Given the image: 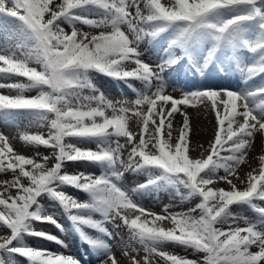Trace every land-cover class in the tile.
I'll return each instance as SVG.
<instances>
[{
  "label": "snow or ice",
  "instance_id": "1",
  "mask_svg": "<svg viewBox=\"0 0 264 264\" xmlns=\"http://www.w3.org/2000/svg\"><path fill=\"white\" fill-rule=\"evenodd\" d=\"M149 45L155 59L146 60ZM226 71L245 85L264 76V0H0V89L15 92L0 93V122L25 114L46 121V136L19 138L52 150L21 154L0 132V174L11 177L0 179V264H15L18 255L29 264H81L62 252L13 243L33 235L66 247L30 227L35 220L62 230L42 210L45 195L60 204L98 264H120L109 223L143 246L142 261L132 256L131 264H153V256L165 264H264V206L256 203L264 201V155L246 178L237 171L256 137L264 138V86L233 91L208 83ZM93 74L126 85L135 99L109 98ZM181 74L204 83L177 98L167 89ZM33 90L36 95H25ZM197 105L211 117L207 147L191 135L187 108ZM77 161L100 174L69 171ZM126 173L148 179L129 188ZM161 180L181 185L187 192L177 195L195 199V206L146 209L137 193ZM220 181L229 188L217 187ZM68 186L88 199L70 196ZM234 204L249 205L259 222L244 218L241 226ZM165 244L202 253V260L163 251Z\"/></svg>",
  "mask_w": 264,
  "mask_h": 264
},
{
  "label": "bare ground",
  "instance_id": "2",
  "mask_svg": "<svg viewBox=\"0 0 264 264\" xmlns=\"http://www.w3.org/2000/svg\"><path fill=\"white\" fill-rule=\"evenodd\" d=\"M162 2H165V0H162ZM252 28L254 29V25L252 26ZM230 76H231L230 79L228 78L225 80L221 79L220 77H216V78L208 81V83L222 84L225 87L230 88L233 91H239V90L245 89V88L251 90L253 88L264 86V76H258L254 80H250L246 85L241 83V77L239 74H230ZM96 80L98 81L97 86L99 88H101V90H104L105 95H107L108 97H111L112 92L115 93V91H118V93H120L119 94L120 96H124L126 94V99H128V100L135 99V94L128 87H126V91H123V90L120 91V88L116 86L115 82L112 83V82H109L108 80L102 79V78H96ZM170 83H171V85L168 86L167 91L169 93L173 94L175 97L179 98L182 95L183 90H185V91L194 90L195 87H198L200 84L204 83V81L198 77H185L182 75L181 79L173 78L170 80ZM255 83H256V85H254ZM140 88H142L141 84H139V86H137V89H140ZM131 94H133L134 97H131L132 96ZM198 107L199 106L197 105V107L188 106V108H187L188 113L191 117L192 127L194 129V132L191 135H192L193 143H195L196 141H199L202 144H204L205 147H207V140L211 135V125L209 124V120L211 119V117L207 116L205 113H203L201 111H198L197 110ZM26 120H27V118L24 115H22L20 117H17L16 121H14V122L11 120L5 121V122H0V130H2V129L5 130L6 133H4V134H6L10 137V139L12 140V143L15 146V149L21 154H23V152H25L24 149L26 147V144L19 137L22 134L27 133V130L29 127H28ZM181 123H182V118L179 115H177L176 119L174 121V127L178 130ZM5 128H7V129H5ZM174 135H175V133H174ZM201 151H202V149H201ZM192 154L198 155V152H193ZM261 155H264V138L257 136L255 139V142H254V148L250 152V154L247 158L248 162L240 166V168L237 170L238 174L242 178H246V174L248 171H251L253 168L258 169L261 166L260 161H259V157ZM70 163L72 164L73 162H70ZM85 163L86 162H83V161L74 162L73 163L74 165L72 168H78L82 171H90V172H95L98 170L100 173L101 169L99 167H95V166L88 165ZM79 164H83L84 167H80ZM131 174L134 175V174H138V173H126L125 176L126 175L129 176ZM220 174L223 175L222 170H221ZM234 182L237 183V186L240 188H243L245 186V184H242L239 181L234 180ZM159 185H160L159 187H151V188L155 189L156 191H159V194L160 193L162 194V192H165L168 190H173V185H167V184L166 185L159 184ZM217 187H224L225 189L229 188V186L223 181H220L217 184ZM64 191L67 192L70 196L77 198L78 200H81L82 198H84V196H87L84 192L79 191V190H77L73 187H70V186L65 187ZM256 202H258V204H260L261 206H264V201H261V202L256 201ZM56 203H58V202L55 200L50 201V202H47L46 200L40 201V205L42 206L43 212L54 216L56 221L60 225H62V230L59 228L61 230V235H59L58 238L60 240H61V238H63L64 241H68L67 244L73 246L76 249V252L79 250V248H80V250H85L84 241L77 239L74 236V233H73L70 225L66 224L63 221L62 217L59 216V214L55 213L56 208H57ZM161 203H162L161 201L157 200L154 203L153 207H151V206L146 207L145 205L144 206L146 207V209H150L154 212L160 213L162 211ZM59 205L60 204L58 203V206ZM54 214H57V215H54ZM34 222H37V223H36V225L34 224V225L30 226L31 228L35 229L38 232H43L46 234L48 233V234H51L52 236L56 237L55 231H52L56 227L54 224L47 222L46 226L43 224V227H41V223H38V221H34ZM49 226H50V228H49ZM164 226L169 227V224L167 222H165ZM66 232L68 234H66ZM33 237L36 239L40 238L38 236H33ZM15 242H16V244L19 243V244L28 245V246L31 244V243L25 242V240H22V239H19V241H15ZM110 243L112 244V240L110 241ZM53 244H50L49 242L44 243L42 241L41 244L39 243V246L36 248L43 247L44 249L54 250L53 248H51ZM59 252H64V254H66V255L76 257L70 251V249L67 250L64 248V251H59ZM77 257H79L78 252H77ZM18 258L22 264H29V261L27 259H25L23 256L18 255ZM93 258H95V256ZM97 263H98V261L94 262V264H97Z\"/></svg>",
  "mask_w": 264,
  "mask_h": 264
},
{
  "label": "rangeland",
  "instance_id": "3",
  "mask_svg": "<svg viewBox=\"0 0 264 264\" xmlns=\"http://www.w3.org/2000/svg\"><path fill=\"white\" fill-rule=\"evenodd\" d=\"M65 27H66V30L70 31V28L67 27V25H65ZM79 27H81L84 31H89L90 30V29H88L87 26L80 25ZM149 47L151 49V45H149ZM18 79H24V78H18ZM3 82H5V83L7 82L8 83V82H12V81H3ZM133 82L135 83V82H139V81H132V84H133ZM96 84H98V82ZM133 86H134V84H133ZM0 93H2V94H15L14 91H10L8 89H0ZM25 95H29V96L36 95V91L33 90L31 92H26ZM131 95H132L131 97H134L133 94H131ZM109 98H111L113 100H120V99H126V96H119L117 93H113L112 92V95ZM24 116L27 118L26 122H27L28 127H29L28 130H27L28 134L40 133V134H44L45 136L47 135L48 126H47V122L46 121L32 120V119H30L27 116V114H25ZM5 129H7V128H5ZM0 132L6 133L5 130H3V129L0 130ZM90 147H94V145H91ZM24 151L25 152H23V154L30 155V156L31 155H35L36 151H39L43 155H51L52 154V150L51 149H46L44 147H41L39 149H35L33 146L27 145V144H26V147H25ZM73 163L72 164L70 163L67 166L68 170L69 171H79L80 169H78V168H72L73 165H74ZM79 165H80V167H84L83 164H79ZM80 171H82V170H80ZM95 174L99 175L100 173L97 170V171H95ZM140 174L144 176L145 180L148 179L147 175H145L144 173H138L137 175L139 176ZM4 178H9L10 179L11 177L10 176L4 177L2 174H0V179H4ZM128 182H129V180H128ZM173 188H174V190L176 192L179 190V192L181 194H185L187 192V190L184 189L182 186L181 187L180 186L179 187L178 186H174ZM222 188H224V187H222ZM154 191H156V190L152 189L150 187V190L144 191V192L145 193H152ZM162 195H157V197L155 198L156 200H154L153 202L161 199L163 197ZM87 199H88V197L84 196V198H82L81 201H84V200H87ZM139 199L144 201V202H148L149 205L153 206L150 198H148L147 196H145L144 198H143V196H142V198L139 197ZM41 200H46L47 202H50V201H53L54 199L49 198L47 195H45ZM196 202L197 201L195 199H192V200L191 199L181 200V196L177 195V200L174 202L173 205L168 206V209H169V211H173V212H175V211H187L189 208L194 207ZM56 205H57V208H56V212L55 213L59 214V216L62 217L63 221H65V220L69 221L68 216L63 211V208L60 205L58 206V203H56ZM163 208L164 207H162V209ZM231 210H232L233 214L238 217L237 223H239L241 226H244V218H247L248 221H251V222H254V223H258L259 222V218L257 216V213L254 212L252 210V208L249 209L246 206H239V205L235 204V205L232 206ZM57 214H54V215H57ZM65 215H66V217H65ZM34 221L32 222L31 226L34 225V224L36 225L37 222H34ZM38 223H41V227H43V224L45 226L47 224V222H43V223L42 222H38ZM170 226L171 225L169 224V227ZM71 227H73V224L71 225ZM112 227H113L115 233H117L116 239L113 242L118 244L119 247H120L118 249V255L120 256V258H122L121 259L122 262L120 264H126V263L127 264H131V257L132 256H135L138 260L142 261L144 255H145L143 246L140 245L138 242L131 241L129 239L128 231H127L126 228H123V227L117 228L114 224H112ZM73 229H74V227H73ZM75 232H76V234H75ZM74 234H75L74 236H76V237L78 236L77 235V231L75 229H74ZM20 239L25 240V242L31 243L32 245L30 244L29 246L32 247V248L38 247V244L39 243L41 244L42 241L45 243V240H43L41 238L36 239V238L33 237V235H25V236H22ZM14 243H16V242L14 241ZM162 250L166 251V252H169L171 254H175V255H177L179 257H185V258L192 259V260H197V261H201L202 257H203L202 253H196L192 249H187V248H184V247L176 245V244H165L162 247ZM252 250L255 251L257 249L253 248ZM126 251H127L128 255H125ZM151 259H152L153 264H165V261L163 259H161L160 257H158V256H153ZM16 262H17V260H16V257H15V264H16ZM18 263L22 264L20 260H19Z\"/></svg>",
  "mask_w": 264,
  "mask_h": 264
}]
</instances>
